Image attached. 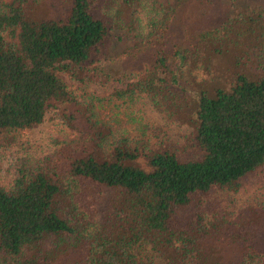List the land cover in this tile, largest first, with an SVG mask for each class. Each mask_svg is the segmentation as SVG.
<instances>
[{"label": "trees", "instance_id": "16d2710c", "mask_svg": "<svg viewBox=\"0 0 264 264\" xmlns=\"http://www.w3.org/2000/svg\"><path fill=\"white\" fill-rule=\"evenodd\" d=\"M116 1L113 17L100 14V0H64L62 17L50 19L32 13L36 0H0V146L9 148L0 157L22 145V133L53 129L46 156L0 168V264H247L255 248L228 249L241 238L225 222L207 223V201L264 166V14L247 11L214 36L159 52L148 81L129 90L132 103L146 95L168 121L194 128L185 159L136 140L120 108L104 117L98 97L71 93L56 74L87 75L116 30L141 41L176 9L175 0ZM125 11L136 17L115 19ZM210 53L232 57L234 73L195 83L187 104V91L174 88L203 67L214 71ZM247 60L257 76L238 69Z\"/></svg>", "mask_w": 264, "mask_h": 264}, {"label": "rangeland", "instance_id": "374dc122", "mask_svg": "<svg viewBox=\"0 0 264 264\" xmlns=\"http://www.w3.org/2000/svg\"><path fill=\"white\" fill-rule=\"evenodd\" d=\"M65 4L64 0H36L30 9L38 18L59 19L66 8ZM175 6L169 26L158 28L150 36L144 35L145 38L141 41H131L116 30L120 37L106 46L105 56L99 62L90 64L85 69L87 75L80 76L77 72L67 70H58L56 74L71 93L76 94L80 90L81 93L98 97L104 117H111L109 110L114 105L120 108L118 120L131 125L130 131L136 140L147 141V144L163 150L175 149L182 158L189 159L194 156L195 151L194 128L176 120L168 121L164 113L147 100L146 95L138 103L135 99L132 103L126 99L130 96L129 90L136 84H145L148 81L150 70L154 66L153 58L159 52V55H171L186 49L203 34L214 36L216 31L222 30L247 11L264 14V0H214L204 4H199L197 0H175ZM119 8L116 0L99 2L102 16L106 14L113 17ZM131 14L132 12L128 14L125 11L123 15H116L115 19H134L136 16ZM210 57L214 71L203 67L194 73V79L183 77L180 85L174 88L180 93L184 89L187 91L184 94L187 104L197 100L195 93L199 86L195 83H218L223 80V76L228 79L230 72L234 73L232 57L216 56L215 53H210ZM198 64L200 66L202 62ZM238 69L252 76L259 73L248 60L244 65H239ZM182 74L188 77V69L185 72L182 70ZM118 93H121L120 98L116 96ZM52 134L51 122L22 133V145L15 147L13 153H8L6 159L0 157L3 160L0 168L9 169L16 163V159L19 161L22 157L46 156L49 153L46 144L50 142ZM4 148H7L5 143L0 146V151ZM1 172L4 174L5 171ZM207 204L211 206L207 223L212 224L215 229L219 222H225V231L241 238L238 246H230L228 243L226 247L233 252L240 246L236 254L239 256L244 252L242 245H251L256 254L249 258L247 264H264V166L245 177L237 190L230 193L219 192ZM212 212L215 215L211 218ZM239 263L240 261L237 262Z\"/></svg>", "mask_w": 264, "mask_h": 264}]
</instances>
